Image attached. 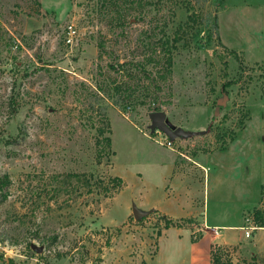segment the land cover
Masks as SVG:
<instances>
[{
  "label": "rangeland",
  "instance_id": "obj_1",
  "mask_svg": "<svg viewBox=\"0 0 264 264\" xmlns=\"http://www.w3.org/2000/svg\"><path fill=\"white\" fill-rule=\"evenodd\" d=\"M263 4L0 0V176L9 181L8 196L0 202V264H8V258L12 264H144L153 255L164 226L160 215L140 220L130 215L112 224L113 218H122L118 204L128 192L112 199L123 187L104 196L53 179L84 172L107 181L112 170L123 174L130 165L138 170L153 101L172 129L195 133L177 139L187 155L222 152L238 137L229 147L235 153L224 162H229V172L240 170L243 177L228 184L245 188L242 194L248 191L249 197L258 186L256 205L242 216L243 222L248 217L254 225H264ZM192 12L199 17L188 24L173 51L172 75L163 81L155 72L159 68L147 65L158 90L145 99L139 89L149 80L136 72L134 96L146 104H133L125 90L133 66L119 65L162 55L152 48L158 50L165 37L172 38ZM213 21L217 27L220 23L225 40L232 37L233 46L250 38L253 55L247 45L248 55L244 49L235 51L237 57L229 54ZM116 65L119 72L110 70ZM104 119L114 155H104L98 163L96 139L101 137L96 128ZM216 171L217 166L212 174ZM213 178L206 172L204 189L208 193L210 187V195Z\"/></svg>",
  "mask_w": 264,
  "mask_h": 264
},
{
  "label": "crops",
  "instance_id": "obj_2",
  "mask_svg": "<svg viewBox=\"0 0 264 264\" xmlns=\"http://www.w3.org/2000/svg\"><path fill=\"white\" fill-rule=\"evenodd\" d=\"M219 14L220 12L217 17ZM220 29L218 22L219 36L226 48L240 51L244 49L243 45H247L253 55L256 47L250 38L245 44L233 46L232 37L225 40ZM244 50V55H248ZM145 138L138 170L133 165L123 174H115L112 170V176L121 178L124 183L123 189L113 197L112 203L124 193L128 192V195L118 204L117 210L122 218H113L111 223H123L132 215L131 207L135 205L140 211H153L179 224V227L172 225L167 229L161 228L155 241L154 253L146 256L148 258L144 259V264H210L212 245L229 250L230 256L237 263L264 264V226L257 225L258 228L250 237H245L241 229L244 225L242 213L244 209L256 205L260 189L257 186V194L249 197L248 191L242 194L245 188L231 189L228 184L233 181L237 183L243 177L240 170L229 172L230 164L224 162L235 153L232 149L230 154L229 147L238 137L222 152L192 155H187L182 150V140L173 141L176 151H172ZM220 160L222 162H218ZM234 160L230 162L233 163ZM236 161L240 167L243 166L237 159ZM215 166L218 171L212 174ZM225 171L229 173L228 176ZM206 172L209 179L210 175H214L212 195L210 187L208 193L204 189ZM260 185H264V182ZM232 198H236V201ZM195 236L198 239L194 241Z\"/></svg>",
  "mask_w": 264,
  "mask_h": 264
},
{
  "label": "trees",
  "instance_id": "obj_3",
  "mask_svg": "<svg viewBox=\"0 0 264 264\" xmlns=\"http://www.w3.org/2000/svg\"><path fill=\"white\" fill-rule=\"evenodd\" d=\"M199 17V15L195 12H192L188 15L187 21L183 24L178 26L177 30L175 31L172 38L165 37L163 41L160 43V48L157 50L155 47L152 48L153 54L158 51V53L162 52V55H157L155 57L148 56L146 60H144L142 63L137 61H130L126 63H122L119 65V67H123L125 64H132V68L129 67V70L126 73V76L129 78L131 84L129 83L125 90L128 91L127 96L130 99L129 101L133 104L138 105H145L146 101L144 100H138L137 97L134 96V93L136 92V87L134 80L137 79L136 72L141 74V76L149 80L147 84L141 85V89H139V92L141 94H144V98L146 99L147 96L149 97L152 93L155 92L154 88L158 90L157 85L154 84V79L151 78V73L147 71L146 66L154 63L155 66H157L159 69H156L155 72H157L158 77L162 79L163 81L167 80L172 75V65H173V59L172 54L173 51L176 49V46L179 42L183 41V35L185 33L186 28L188 27V24L190 22L194 23L196 21V18ZM214 22L213 29H217V24ZM197 32H199L197 30ZM207 45H209V40L207 41ZM102 48V47H100ZM229 54L237 57V53L235 51H229ZM116 67L110 66V70L114 72H119V69ZM231 83L226 84L225 87L230 86ZM115 92L120 91L119 85H117L114 88ZM150 110L152 111H160V106L158 103H155L153 101L152 105L149 106ZM103 125L96 128V136L101 137L100 140L96 139V144L100 146L99 150V160L98 163H100V160L102 156H109L114 155L113 151L111 150V129L110 125L107 119H104ZM233 139V137H232ZM61 175H54L53 179L58 180V178H61V185H69L71 182H76L77 189L82 188V190H86V193H91L93 190H97L100 193H103L104 196H107V194H110L113 190L120 191L121 188L124 186V183L121 178L119 177H109L107 178V181L105 179L98 177L94 179V176L92 174L88 173H66L62 177ZM8 177L6 175L0 176V202L4 201L7 198V185H8ZM150 213H154L153 211ZM149 213V214H150ZM148 214V215H149ZM147 215V216H148ZM162 217V216H161ZM144 218V217H143ZM142 219V218H141ZM162 220H164V229H167L168 227L175 225L179 227V224L171 222V220L166 219L165 217H162ZM177 224V225H176ZM264 226V225H259ZM160 232H158L159 236ZM198 239V236H195L193 239L194 241ZM8 264H12V260L8 258L6 260ZM210 264H232L231 256L229 250L222 248L218 245H212L210 249ZM235 264H244L242 261L235 263Z\"/></svg>",
  "mask_w": 264,
  "mask_h": 264
},
{
  "label": "water",
  "instance_id": "obj_4",
  "mask_svg": "<svg viewBox=\"0 0 264 264\" xmlns=\"http://www.w3.org/2000/svg\"><path fill=\"white\" fill-rule=\"evenodd\" d=\"M215 114H218V109H216ZM149 119L151 132L160 131L171 140L195 134L190 132H180L177 129H172L166 121V116L162 111L151 112L149 114ZM131 212L132 217L135 220H140L141 218L146 217L149 214L148 212L140 211L135 205H132Z\"/></svg>",
  "mask_w": 264,
  "mask_h": 264
},
{
  "label": "built area",
  "instance_id": "obj_5",
  "mask_svg": "<svg viewBox=\"0 0 264 264\" xmlns=\"http://www.w3.org/2000/svg\"><path fill=\"white\" fill-rule=\"evenodd\" d=\"M68 30H69V33H72L73 30L71 27H68ZM67 41L70 42L69 39H67ZM142 134L151 139L153 142H155L156 144L160 145V146H163V147H166L167 149H170L172 151H176V148L174 147L173 145V141L174 140H171L169 139L165 134H163L162 132L160 131H154V132H151L150 133H146V132H142ZM150 134H153V136H151ZM204 172L206 171L205 169H202ZM245 225H243V227H241V229L244 231V236L245 237H250L251 233L256 230L258 228L257 225H254L250 219L247 217L246 220L244 221ZM231 260H232V264H235L237 263V261H234L231 257Z\"/></svg>",
  "mask_w": 264,
  "mask_h": 264
},
{
  "label": "clouds",
  "instance_id": "obj_6",
  "mask_svg": "<svg viewBox=\"0 0 264 264\" xmlns=\"http://www.w3.org/2000/svg\"><path fill=\"white\" fill-rule=\"evenodd\" d=\"M22 258V257H21Z\"/></svg>",
  "mask_w": 264,
  "mask_h": 264
}]
</instances>
